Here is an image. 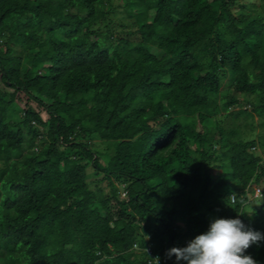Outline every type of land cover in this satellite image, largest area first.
<instances>
[{"label": "trees", "instance_id": "16d2710c", "mask_svg": "<svg viewBox=\"0 0 264 264\" xmlns=\"http://www.w3.org/2000/svg\"><path fill=\"white\" fill-rule=\"evenodd\" d=\"M263 184L264 0H0V264H187Z\"/></svg>", "mask_w": 264, "mask_h": 264}, {"label": "clouds", "instance_id": "9594fccd", "mask_svg": "<svg viewBox=\"0 0 264 264\" xmlns=\"http://www.w3.org/2000/svg\"><path fill=\"white\" fill-rule=\"evenodd\" d=\"M260 187H255V194L260 193ZM264 240V233L248 228L239 218H217L210 223L207 232L196 236L186 247H173L167 255L176 256L177 261L184 260L187 264H257L246 250L253 243ZM148 261L154 259L159 264H165L166 254L150 251Z\"/></svg>", "mask_w": 264, "mask_h": 264}, {"label": "rangeland", "instance_id": "374dc122", "mask_svg": "<svg viewBox=\"0 0 264 264\" xmlns=\"http://www.w3.org/2000/svg\"><path fill=\"white\" fill-rule=\"evenodd\" d=\"M21 104V103H20ZM21 108L24 106V104L22 103L21 105ZM21 108L19 107V106H17L16 108H15V110H14V112H13V118L14 119H17V118H19L18 116H19V114H20V112H21ZM243 120H241V122H242ZM257 124V123H256ZM244 131H245V133H244V137H246V138H254V137H257V134H258V132H259V128L258 127H256L254 130H252V129H250V127H248V128H245L244 129ZM100 146H104V144L103 143H101L100 144ZM99 179H100V177H98V176H96V177H92V180H91V187H94L96 184H97V182H99ZM100 184H102V181H100ZM263 186H264V184H263ZM123 195H124V193H123Z\"/></svg>", "mask_w": 264, "mask_h": 264}, {"label": "built area", "instance_id": "2783aa9c", "mask_svg": "<svg viewBox=\"0 0 264 264\" xmlns=\"http://www.w3.org/2000/svg\"><path fill=\"white\" fill-rule=\"evenodd\" d=\"M150 251H151V250H150ZM156 258H157V256H155L154 259L150 261V263H151V264H158ZM161 261H162V259L159 258V264H161Z\"/></svg>", "mask_w": 264, "mask_h": 264}]
</instances>
